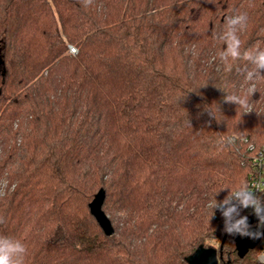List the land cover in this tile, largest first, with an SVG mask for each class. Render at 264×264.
<instances>
[{
  "label": "trees",
  "instance_id": "obj_1",
  "mask_svg": "<svg viewBox=\"0 0 264 264\" xmlns=\"http://www.w3.org/2000/svg\"><path fill=\"white\" fill-rule=\"evenodd\" d=\"M235 13L240 56L222 60ZM256 49L264 0H0V234L24 264H188L200 246L257 264L264 237L240 258L209 207L249 189L264 147Z\"/></svg>",
  "mask_w": 264,
  "mask_h": 264
},
{
  "label": "clouds",
  "instance_id": "obj_2",
  "mask_svg": "<svg viewBox=\"0 0 264 264\" xmlns=\"http://www.w3.org/2000/svg\"><path fill=\"white\" fill-rule=\"evenodd\" d=\"M247 25L248 16L246 13H235L226 17L225 30L218 36V39L226 45V48L219 52L220 59L227 60L229 57L235 59L240 56L239 33L246 30ZM245 59L254 65L249 76L253 79L264 77L261 75L264 72V50L256 49L254 54L252 52L245 53ZM255 91L254 87L250 88L248 95H253ZM227 100L243 107L246 112H251L246 97L231 95ZM209 207L220 212L224 220V231L227 234L258 238L257 234L251 230L248 216L241 213L245 209H252V214L257 217L261 225H264V201L258 199L256 194L246 186L227 195L223 200L213 202ZM3 222V219L0 218V223ZM25 253L26 248L19 240L0 234V264H24ZM258 259L260 264H264V254H261Z\"/></svg>",
  "mask_w": 264,
  "mask_h": 264
},
{
  "label": "water",
  "instance_id": "obj_3",
  "mask_svg": "<svg viewBox=\"0 0 264 264\" xmlns=\"http://www.w3.org/2000/svg\"><path fill=\"white\" fill-rule=\"evenodd\" d=\"M1 64V63H0ZM106 198L104 189H101L90 203V210L92 215L96 218L105 234L109 237L113 236L115 230L109 219V217L103 211V204ZM248 222L251 225L253 233L257 234L258 238L251 236H245L243 238H237L232 235L236 242V251L240 258H244L251 249L255 248L260 242L262 235L264 236V230L261 231L258 225V220L255 215H251L248 218ZM219 252L216 248L200 246L192 255L187 257L186 261L188 264H219Z\"/></svg>",
  "mask_w": 264,
  "mask_h": 264
},
{
  "label": "built area",
  "instance_id": "obj_4",
  "mask_svg": "<svg viewBox=\"0 0 264 264\" xmlns=\"http://www.w3.org/2000/svg\"><path fill=\"white\" fill-rule=\"evenodd\" d=\"M69 51L71 54H77V49L73 46L69 47ZM253 168L254 174L250 175V187L249 190L254 192L258 199H260L262 193L264 192V147L257 152V154L253 158ZM220 213V212H219ZM260 226L261 224L258 223ZM261 228V227H260ZM261 231H263L261 229ZM264 236L262 235V238ZM264 254V244L262 245L258 255H257V264H260L258 257Z\"/></svg>",
  "mask_w": 264,
  "mask_h": 264
},
{
  "label": "rangeland",
  "instance_id": "obj_5",
  "mask_svg": "<svg viewBox=\"0 0 264 264\" xmlns=\"http://www.w3.org/2000/svg\"><path fill=\"white\" fill-rule=\"evenodd\" d=\"M70 47V46H69ZM0 69H1V64H0ZM234 236H236L238 239L240 238H243V237H245V236H241V235H234ZM211 243H216L215 241H211ZM216 248H218V246L216 247Z\"/></svg>",
  "mask_w": 264,
  "mask_h": 264
}]
</instances>
